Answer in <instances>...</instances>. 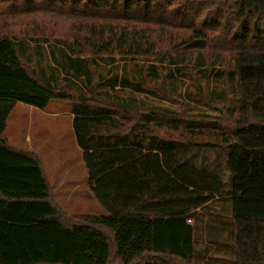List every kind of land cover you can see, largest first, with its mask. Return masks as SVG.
<instances>
[{
    "label": "trees",
    "instance_id": "16d2710c",
    "mask_svg": "<svg viewBox=\"0 0 264 264\" xmlns=\"http://www.w3.org/2000/svg\"><path fill=\"white\" fill-rule=\"evenodd\" d=\"M30 41L61 45L54 61L76 60L63 69L89 85L95 57L195 49L224 104L186 120L97 90L76 94L21 59L17 45L26 53ZM50 100L71 103L106 214H66L41 159L3 136L16 103ZM229 176L231 264H264V0H0V264H195L191 214L220 197Z\"/></svg>",
    "mask_w": 264,
    "mask_h": 264
},
{
    "label": "rangeland",
    "instance_id": "374dc122",
    "mask_svg": "<svg viewBox=\"0 0 264 264\" xmlns=\"http://www.w3.org/2000/svg\"><path fill=\"white\" fill-rule=\"evenodd\" d=\"M24 46H27L26 53L22 52L23 47L20 44L17 45L21 59L37 70L39 67L47 69L51 62L50 52L54 50L50 43L37 44L30 41ZM59 46L61 45L57 48H62ZM70 46L72 43L68 42L65 48L69 50ZM55 52L59 57V51ZM28 57L31 58V62ZM44 61H46L45 64ZM62 61L64 63L51 64L54 67H52L53 72L50 73L53 80H50L55 85L64 86L76 94H89L90 90H97L109 100L134 107L151 108L149 113L164 114L168 118L177 114V116L187 118L186 120L193 116L216 115L219 113L217 108H221L224 104L221 100L214 98L211 91L218 89L219 86H216L213 73L208 76L201 73V61L195 49L186 48L164 55L158 54L153 58L95 57L88 62L92 73L90 85L86 83L84 76L79 77L71 69L68 70V67L63 69L71 62L76 63V60L69 59L67 56ZM54 70L62 72V75L61 73L55 74ZM57 76L59 79L55 81L54 78ZM63 76H66L65 80ZM230 99L229 104L233 105L234 95H231ZM64 102L71 106V103ZM16 127L17 119L12 117L8 136L11 141L15 142V148H18ZM154 129L156 134L165 138H183L186 135V132L166 127ZM59 155L64 159L56 162L49 161L46 164L48 172L60 169V172L64 173L66 169H71L76 173L75 181L80 182L81 185L73 189L67 185L59 188L56 193L58 202L54 195L55 189L49 180L56 202L66 214L72 216L106 214V209L94 197L91 186L85 179L84 172L87 174V171L82 156H78L77 152L72 149L63 154L59 153ZM51 180L56 187H59L55 179L51 178ZM231 192L232 180L229 176L223 184L220 197H216L191 214L194 226L195 264H231Z\"/></svg>",
    "mask_w": 264,
    "mask_h": 264
},
{
    "label": "crops",
    "instance_id": "0c3cea01",
    "mask_svg": "<svg viewBox=\"0 0 264 264\" xmlns=\"http://www.w3.org/2000/svg\"><path fill=\"white\" fill-rule=\"evenodd\" d=\"M53 45L54 44L50 43L52 48L58 47V45H55V47ZM52 51L50 52V58L48 57L51 62L47 69L39 67L41 75L49 80L52 79L50 73L53 72L52 67H54V65L51 64L55 62ZM45 63L46 61H44V64ZM54 72L57 75L60 73L62 75V72L60 71L54 70ZM62 78L65 80L66 76H63ZM58 79V76L54 78L55 81ZM21 103L22 102L16 103L8 116L7 126L3 134L4 138L11 146L16 147L15 142L11 141L8 136L12 117H16L18 149L33 152L42 160L46 176L55 189L54 195L59 202L56 196L59 188L67 185V187L69 186L73 189L74 187H79L81 185L80 182L75 181L76 173L71 169H66L64 173L60 172V169L49 173L46 168V164L49 161L56 162L64 159L59 153L63 154L72 149L77 152L78 156H82V150L77 146L73 130L74 115L71 111V106L61 100H50L44 109L25 103H22L21 105ZM57 167L60 168V166ZM84 175L87 182H89L86 172H84ZM51 178L53 180L55 179V182L59 187H56V185L53 184Z\"/></svg>",
    "mask_w": 264,
    "mask_h": 264
}]
</instances>
